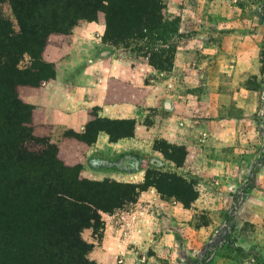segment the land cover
<instances>
[{
  "label": "rangeland",
  "instance_id": "1",
  "mask_svg": "<svg viewBox=\"0 0 264 264\" xmlns=\"http://www.w3.org/2000/svg\"><path fill=\"white\" fill-rule=\"evenodd\" d=\"M163 3L166 20L179 19L177 33L166 45L147 36L130 46H109L115 57L145 77L162 98L161 111L173 120L166 130L173 137L154 138L151 147L184 148V164L177 167L158 151L160 163L151 165L153 157L144 148L142 156L135 154L145 161L140 181L136 176L128 182L120 178L129 165L117 173L109 170L101 180L83 174L81 165L76 168L91 186L103 181L143 184L148 171L176 174L194 185L197 199L185 206L179 196L152 187L144 197L142 192L114 209L98 211L102 227L80 232L81 240L93 246L86 259L99 264L93 259L96 250L106 264H264V0ZM0 15L20 33L10 0H0ZM93 22H102L106 29L100 12L95 21L80 20L52 34H70ZM161 59L169 64L162 65ZM31 65L24 55L18 67L31 71ZM22 85L15 88L20 101ZM9 107L0 110V139L13 132L21 143L17 145L28 152L50 155L57 149L50 139L34 134L30 106ZM157 116V109H149L144 123L153 125ZM131 127L96 122L92 131L129 133ZM76 170L71 177L78 176ZM90 194L97 198V189ZM62 214L67 226L73 224L72 215Z\"/></svg>",
  "mask_w": 264,
  "mask_h": 264
},
{
  "label": "trees",
  "instance_id": "2",
  "mask_svg": "<svg viewBox=\"0 0 264 264\" xmlns=\"http://www.w3.org/2000/svg\"><path fill=\"white\" fill-rule=\"evenodd\" d=\"M10 2L21 31L15 34L10 22L0 15L1 111L7 106L12 109L26 105L18 99L15 90L18 85L35 86L55 76L54 66L42 59L50 34L67 31L80 20L95 21L103 12L106 20L104 44L130 46L151 36L166 45L176 35L179 21L166 20L164 0ZM24 55H29L32 60L31 71L18 67ZM161 62L162 65L169 64L166 60ZM107 122L132 125L129 133L105 129L111 141L133 136L135 121ZM95 123L90 126V137L101 129L93 132ZM4 127L8 129L9 125ZM77 137L90 140L85 136ZM17 144L19 140L13 132H8L6 139H0V264H93L86 259L93 246L81 240L80 232L85 228L98 230L102 227L98 211L114 209L152 187L159 193L179 196L185 206L197 199L194 185L172 173L148 171L145 182L138 185L103 181L91 186L80 179V168H69L59 160L56 148L49 155L47 151L28 152L19 146L21 143ZM154 150L161 151L177 167H182L187 156L181 147ZM75 169L79 172L74 178L71 171ZM93 189H97V198L90 194ZM60 211L72 215L73 224L67 226L68 220L63 214L59 215Z\"/></svg>",
  "mask_w": 264,
  "mask_h": 264
},
{
  "label": "crops",
  "instance_id": "3",
  "mask_svg": "<svg viewBox=\"0 0 264 264\" xmlns=\"http://www.w3.org/2000/svg\"><path fill=\"white\" fill-rule=\"evenodd\" d=\"M104 32L102 22H93L70 34L50 35L42 59L54 66L55 76L35 86L22 85L19 94L32 107L34 134L56 144L57 156L65 166L81 165L83 174L98 180L107 178L109 170L117 173L130 167L120 178L128 182L129 177L136 176L140 181L145 161L135 154L142 156L145 148L146 156L153 157L149 164H159L162 155L151 145L154 138L173 137V132L166 133L173 120L161 111L162 98L151 91L145 77L115 57L111 47L103 43ZM151 108L158 110V116L153 125L147 126L144 116ZM128 120L136 122L133 136L111 141L108 131L101 128L90 137L94 122ZM108 234L107 229L105 242ZM93 259L106 264L99 251L93 252Z\"/></svg>",
  "mask_w": 264,
  "mask_h": 264
}]
</instances>
